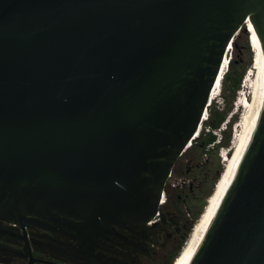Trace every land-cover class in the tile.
<instances>
[{
  "label": "water",
  "instance_id": "1",
  "mask_svg": "<svg viewBox=\"0 0 264 264\" xmlns=\"http://www.w3.org/2000/svg\"><path fill=\"white\" fill-rule=\"evenodd\" d=\"M248 21L264 53V0H0V220L151 222ZM183 264H264V74Z\"/></svg>",
  "mask_w": 264,
  "mask_h": 264
},
{
  "label": "flooded vegetation",
  "instance_id": "2",
  "mask_svg": "<svg viewBox=\"0 0 264 264\" xmlns=\"http://www.w3.org/2000/svg\"><path fill=\"white\" fill-rule=\"evenodd\" d=\"M167 198L153 224L124 220L90 237L80 221L56 213L0 220V264H173L193 228L192 182L180 179Z\"/></svg>",
  "mask_w": 264,
  "mask_h": 264
},
{
  "label": "rangeland",
  "instance_id": "3",
  "mask_svg": "<svg viewBox=\"0 0 264 264\" xmlns=\"http://www.w3.org/2000/svg\"><path fill=\"white\" fill-rule=\"evenodd\" d=\"M252 57L253 52L248 40V34L241 31L235 37L234 49L231 51L229 57L235 66L234 68L232 67L233 78L242 75V82L244 81L245 74L251 67ZM247 92L243 91L241 86L239 91L234 92L230 82H223L220 95L208 109V115L211 114V118L205 122L201 138L194 141L193 146L184 153L175 166V171L178 174L176 176L183 180H189L193 184L194 200L187 201V206L191 210V214H193V225L203 211L206 200L218 180L219 173L223 170L220 158L221 150L228 149L231 146L235 128L241 123V119L246 113L247 107L245 109L242 107L241 111L238 112V106L236 105L239 103L241 106V100ZM249 95L250 91L248 92ZM221 116H225L226 121L221 125L220 129H210L209 124L212 121L214 123ZM209 130L215 136L217 135L216 140L220 141V144L216 145L213 150H208V145L205 146L209 138V135H207ZM174 182H177V178H174ZM197 212H199V215L196 217Z\"/></svg>",
  "mask_w": 264,
  "mask_h": 264
},
{
  "label": "bare ground",
  "instance_id": "4",
  "mask_svg": "<svg viewBox=\"0 0 264 264\" xmlns=\"http://www.w3.org/2000/svg\"><path fill=\"white\" fill-rule=\"evenodd\" d=\"M249 31H248V40L251 46V50L253 52V59L251 63V67L248 72L245 74V79L242 82L241 88L245 92L250 91V95L248 96V92L245 93V96L242 98V102L244 105V109L247 107L246 113L243 115L241 119V123L238 124L235 128V133L232 135V143L231 146L228 149H224L221 152L220 158L223 164V170L221 172L220 177L216 181L213 191L208 196L206 200L205 207L203 208V211L201 212L198 220L193 225V228L190 232L189 237L185 241L182 249L180 250V253L174 260L173 264H183L190 254L191 250L195 246L196 242L198 241L201 233L203 232L205 226L207 225L210 215L212 212V209L214 208L215 204L217 203L218 199L220 198L235 166L238 161L239 155L241 153L242 147L244 145L245 139L247 137L248 131L251 126L252 118L254 115V111L256 108V104L258 101L259 93L261 90L262 82H263V74H264V53L262 50V45L260 42V39L258 38V35L254 29L253 24L251 21L247 22ZM235 41V39H234ZM234 41L230 43L225 57L222 64V67L220 69V73L218 75V78L216 80V83L214 85V88L212 90V93L210 95V103L209 107L213 103V99L217 94V91L222 90L224 77L227 74V64L229 61L230 53L234 49ZM230 65V64H229ZM229 69V66H228ZM223 77V78H222ZM212 102V103H211ZM211 104V105H210ZM236 106L238 109V112L241 111L243 106H240L238 103ZM208 107V109H209ZM208 109L205 114V116H208ZM206 117H203L202 124L199 127V130L197 134L194 136L192 143L189 144L188 149L189 150L192 146L194 141H196L202 134L204 124Z\"/></svg>",
  "mask_w": 264,
  "mask_h": 264
},
{
  "label": "trees",
  "instance_id": "5",
  "mask_svg": "<svg viewBox=\"0 0 264 264\" xmlns=\"http://www.w3.org/2000/svg\"><path fill=\"white\" fill-rule=\"evenodd\" d=\"M232 67L234 68V64H233V61L230 60V65H229V69L227 71V74L225 75L224 77V81L223 82H230V85H231V88L233 89L234 92H237L239 91V88L241 86V83H242V79H243V76L239 75L237 77H232V74H233V71H232ZM234 70V69H233ZM212 113V112H211ZM211 118V114L209 115V120ZM226 121V117L225 116H221L219 119H217L214 123L213 121L209 124V127L210 129H213V130H217V129H220L221 125ZM209 135V138L208 140L206 141L205 143V146L209 145V144H212L216 141V136L212 133V131L210 130L208 132ZM174 172L176 173L175 169H174ZM177 174V173H176ZM178 175V174H177ZM181 176V175H180ZM199 215V212L196 213V217ZM177 255H175L174 258H176Z\"/></svg>",
  "mask_w": 264,
  "mask_h": 264
},
{
  "label": "built area",
  "instance_id": "6",
  "mask_svg": "<svg viewBox=\"0 0 264 264\" xmlns=\"http://www.w3.org/2000/svg\"><path fill=\"white\" fill-rule=\"evenodd\" d=\"M208 107H209V105H208ZM207 112V111H206ZM204 117H206L205 115H204ZM203 121V120H202ZM206 122L207 121H209V120H205ZM204 131V130H203ZM210 131V130H209ZM208 131V132H209ZM202 136V135H201ZM201 136L198 138V139H200L201 138ZM217 136V135H216ZM197 139V140H198ZM196 140V141H197ZM193 141V140H192ZM192 141H191V143H192ZM218 144H220V141L219 140H216L214 143H212V144H209L208 146H207V149L208 150H213L214 149V147H216V145H218ZM188 149V148H187ZM187 149L185 150V151H187ZM221 151H223V150H221ZM220 151V152H221ZM174 178L176 179L177 178V182H174ZM180 180V178H178L177 176H176V173L173 171L170 175H169V179H168V182H167V184H166V187H165V190L163 191V193H162V197H161V200H160V203H159V208H158V211H157V215H156V217L151 221V222H149L148 224L149 225H151V224H153L154 222H156L158 219H159V216H160V213H159V210H160V208L163 206V205H165V203L167 202V192H168V190H171V189H174L175 187H176V185L180 182L179 181ZM192 216H193V214L191 215V219H192Z\"/></svg>",
  "mask_w": 264,
  "mask_h": 264
}]
</instances>
